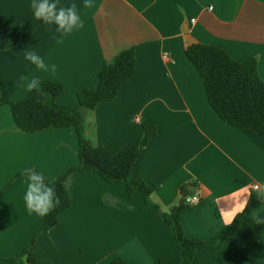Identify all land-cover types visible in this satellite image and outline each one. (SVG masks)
<instances>
[{"label": "crops", "instance_id": "1", "mask_svg": "<svg viewBox=\"0 0 264 264\" xmlns=\"http://www.w3.org/2000/svg\"><path fill=\"white\" fill-rule=\"evenodd\" d=\"M76 4L84 27L70 34L34 18L32 0H0V95L13 102L30 93L20 77L59 82L58 103L78 107V92L98 85L104 63L134 48L137 67L119 96L88 111L84 137L119 154L138 147L146 124L152 137L133 177L153 189L151 201L170 213L187 196L180 218L187 237L211 243L196 264H264V137L224 122L209 104L204 81L186 55L199 43L218 46L237 62L258 58L264 81V0H56ZM35 51L55 73L24 58ZM168 56V58L165 57ZM78 163L74 128L26 133L8 105L0 107V264H179L182 250L167 223L142 198L122 208L125 183H108L94 172L70 182L73 204L58 224L38 236L44 217L24 202L25 169L57 180ZM258 184L259 191L248 190ZM246 202V203H245ZM245 206L241 210L240 205ZM245 212L231 236L232 223Z\"/></svg>", "mask_w": 264, "mask_h": 264}, {"label": "trees", "instance_id": "2", "mask_svg": "<svg viewBox=\"0 0 264 264\" xmlns=\"http://www.w3.org/2000/svg\"><path fill=\"white\" fill-rule=\"evenodd\" d=\"M7 42L0 45V54ZM188 59L201 75L207 98L215 113L229 125L256 132L264 137V81L260 77L258 58L244 62L235 61L224 49L205 44H193L186 50ZM137 67L135 49L119 53L111 62L104 63L98 74V85L93 89L78 92L79 106L68 107L58 103L64 93L59 82L41 81V91H32L20 101L13 102L1 97L0 107H10L15 125L26 133H37L50 128H74L78 137V163L57 180L47 179L60 197L61 204L44 217L40 230L35 235L28 250L35 244L38 236L47 233L58 224L59 215L73 204L70 182L78 173L94 172L108 183H125L127 198L122 208H127L135 199L142 198L147 208L170 227L174 239L182 250L179 264H196L197 251L211 243L187 237L180 223L185 200L170 213H163L151 201L153 189L143 180L133 177V169L141 152L149 140L157 133L154 125L143 126L144 135L138 147H128L119 154H112L104 147H97L84 137V123L88 111H93L101 103L115 100L123 85L134 75ZM183 195L187 189L182 188ZM245 212L238 215L232 223L231 236L240 228ZM35 264L32 256L28 257ZM113 264H126L115 259Z\"/></svg>", "mask_w": 264, "mask_h": 264}, {"label": "clouds", "instance_id": "3", "mask_svg": "<svg viewBox=\"0 0 264 264\" xmlns=\"http://www.w3.org/2000/svg\"><path fill=\"white\" fill-rule=\"evenodd\" d=\"M85 8H92V0H84ZM31 9L34 18L45 24L56 25L57 32L70 34L74 30L84 27V21L78 12V6H59L56 0H32ZM24 58L35 66L37 70L51 71L55 73L57 66L45 63L35 51H25ZM41 81L38 77L21 76L20 86L26 88L29 92L41 91ZM24 175L27 177V187L24 194V202L27 210L37 216L45 217L61 204L55 187L51 186L52 182L46 183L47 177L38 170L29 168L25 169ZM246 203V202H245ZM245 205L241 204L243 209ZM256 223H264V220L256 218Z\"/></svg>", "mask_w": 264, "mask_h": 264}, {"label": "built area", "instance_id": "4", "mask_svg": "<svg viewBox=\"0 0 264 264\" xmlns=\"http://www.w3.org/2000/svg\"><path fill=\"white\" fill-rule=\"evenodd\" d=\"M166 58H168L167 55H165ZM248 190H255V191H259L260 190V186L258 184L255 185H251L248 187ZM200 200V197L198 195H193V196H187L185 197V201L187 203V205L189 206H194L196 205Z\"/></svg>", "mask_w": 264, "mask_h": 264}, {"label": "water", "instance_id": "5", "mask_svg": "<svg viewBox=\"0 0 264 264\" xmlns=\"http://www.w3.org/2000/svg\"><path fill=\"white\" fill-rule=\"evenodd\" d=\"M187 197V195H184V198Z\"/></svg>", "mask_w": 264, "mask_h": 264}]
</instances>
